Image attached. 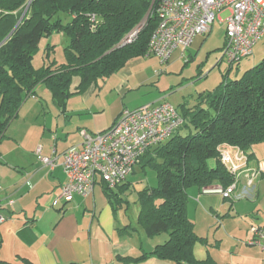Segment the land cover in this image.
I'll return each instance as SVG.
<instances>
[{
  "label": "crops",
  "instance_id": "0c3cea01",
  "mask_svg": "<svg viewBox=\"0 0 264 264\" xmlns=\"http://www.w3.org/2000/svg\"><path fill=\"white\" fill-rule=\"evenodd\" d=\"M204 40L203 35L197 36L190 46L200 47ZM257 45L263 58L264 37ZM190 46L177 48L166 63L154 55L135 58L118 73L82 92L76 91L78 82L71 86L73 94L64 107L57 104L49 89L45 90V84L27 97L0 141V264H26V260L31 264H176L154 256L138 262L119 259L143 257L164 243L168 235H146L137 221L121 214L123 204L115 208L102 183L91 194H76L68 203L54 207L52 201L67 181L61 164L63 154L69 148L81 147L80 131H104L124 109L168 101L160 88L163 73L172 72L171 66ZM145 95L154 96L146 99ZM140 97L144 101L138 102ZM19 121L23 122L21 132L14 136L9 131ZM39 146L43 156L57 157L54 169L38 159ZM248 155V169L259 174L251 186L246 175L238 179V200L198 191L204 215L195 221L189 216L196 234L204 240L195 244L197 260L264 264V250L249 243L250 225L264 226V142L253 145ZM218 197L222 202L212 205V199ZM215 221L218 230L210 236L209 227ZM200 223L203 227L207 223V229L199 228Z\"/></svg>",
  "mask_w": 264,
  "mask_h": 264
},
{
  "label": "trees",
  "instance_id": "16d2710c",
  "mask_svg": "<svg viewBox=\"0 0 264 264\" xmlns=\"http://www.w3.org/2000/svg\"><path fill=\"white\" fill-rule=\"evenodd\" d=\"M152 2L0 0V44L6 39L0 45V141L40 84H45L57 104L64 107L73 94L74 77L80 79L76 91L82 92L118 73L129 61L146 56L158 24L157 1L145 20ZM61 13L70 19L64 22ZM144 20L136 39L121 45ZM55 32L69 37L65 62L49 59L37 68L34 52L44 37ZM227 75L213 90L199 93L193 105L183 102L176 107L184 124L170 139L149 148L141 157L136 167L143 171L153 168L158 184L138 191V222L146 235L166 233L168 238L143 257L120 260L138 262L154 256L176 264H215L210 259L195 258V244L203 239L188 215L189 190L201 192L205 187H227L234 182V175L221 161L220 145H234L248 152L264 142V58L239 77L230 79ZM183 127L193 131L182 135ZM126 182L116 187L102 183L115 208L123 204L122 194L131 184L128 179ZM26 264L31 263L26 260Z\"/></svg>",
  "mask_w": 264,
  "mask_h": 264
},
{
  "label": "built area",
  "instance_id": "2783aa9c",
  "mask_svg": "<svg viewBox=\"0 0 264 264\" xmlns=\"http://www.w3.org/2000/svg\"><path fill=\"white\" fill-rule=\"evenodd\" d=\"M158 24L152 33L147 55L166 62L179 47L188 48L197 36L210 32L218 15L228 12L223 57L229 64L240 63L253 54L264 37V0H155ZM140 27L133 29L121 45L131 43ZM184 124L177 108L164 100L136 109H124L108 129L101 132L80 131L81 147L69 148L62 159L67 181L52 201L56 207L73 200L74 195L87 196L99 183L116 187L127 181L145 152L170 139ZM55 152V148H54ZM221 161L235 180L227 187H205L202 193L220 194L225 199L235 195L238 179L248 177L251 186L259 172L248 169L249 155L238 146H219ZM40 161L54 169L57 157H46L41 146L36 149ZM3 218L0 216V223ZM250 244L264 250V226L253 224Z\"/></svg>",
  "mask_w": 264,
  "mask_h": 264
},
{
  "label": "rangeland",
  "instance_id": "374dc122",
  "mask_svg": "<svg viewBox=\"0 0 264 264\" xmlns=\"http://www.w3.org/2000/svg\"><path fill=\"white\" fill-rule=\"evenodd\" d=\"M228 15V12L220 13L212 25L210 32L204 35L205 40L202 45L200 47L190 46L191 48L182 54V58L171 66L172 72L163 73L164 77L160 84L162 94L166 95L168 102L175 107H178L183 102H187L188 105H193L199 93L216 88L224 78V75L228 74L227 78L230 79L239 77L247 68L253 67L256 62L258 64L264 58H260L261 54L258 51L259 45L255 47L254 54L243 58L238 64L231 65L227 59L223 57L226 30L225 24L220 22V20H225ZM61 18L64 22L70 19L65 13H61ZM68 42L69 37L64 32H55L50 36L44 37L34 52V65L39 68L43 66L45 62L49 61V59H56L58 62L65 61V47L68 45ZM49 46H52V48L47 50ZM47 52H49V57L46 56ZM79 80V77H74L72 86L77 84ZM44 86L45 90L49 92L46 85ZM44 96L47 97L45 94ZM152 96L145 95V98H151ZM138 99V102L144 101V98L140 97ZM22 123V121L17 122L10 129L9 133L14 136H19ZM192 131L193 129L189 127H183L180 133L186 135ZM210 165L214 166L215 161L211 160ZM131 176V184L122 194L124 208L120 210V212H122L121 214H123V216L126 214L130 220L138 222V215L141 208L138 191L148 186H156L158 184V178L156 171L150 167L145 171L140 167H136L134 174ZM198 194L196 189L189 190L188 212L189 216L194 221L197 219L198 215H200V217L204 215V211L202 210L204 207L203 202L200 200L201 196L198 197ZM218 198V200L212 199V205H218L222 202L221 198ZM226 199L238 200V197L237 194H235L233 197ZM205 216L207 215L205 214ZM251 226L252 225L249 227V233ZM199 228H204V230L207 229V223L204 224V227L203 223H200ZM217 230L218 227L215 221L209 227L210 236H213ZM226 235L224 230L223 236Z\"/></svg>",
  "mask_w": 264,
  "mask_h": 264
},
{
  "label": "water",
  "instance_id": "95a60500",
  "mask_svg": "<svg viewBox=\"0 0 264 264\" xmlns=\"http://www.w3.org/2000/svg\"><path fill=\"white\" fill-rule=\"evenodd\" d=\"M154 3H155V0H153L152 5H151V8H150V10H149V12H148V14H147L145 20H146V19L148 18V16L150 15V13H151V11H152V9H153ZM28 7H29V6H27V8H28ZM27 8H26V10H27ZM23 16H24V15H22V17L20 18V20H19V22L17 23V25L15 26L14 30L16 29V27H17V26L19 25V23L21 22ZM145 20H144V21H143L138 27H140V26L145 22ZM14 30H13V31H14ZM128 36H129V34H128L126 37H128ZM5 41H6V39H5L0 45H2Z\"/></svg>",
  "mask_w": 264,
  "mask_h": 264
}]
</instances>
